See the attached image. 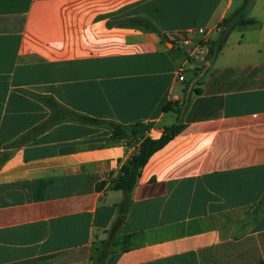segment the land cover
I'll list each match as a JSON object with an SVG mask.
<instances>
[{"label":"crops","instance_id":"crops-1","mask_svg":"<svg viewBox=\"0 0 264 264\" xmlns=\"http://www.w3.org/2000/svg\"><path fill=\"white\" fill-rule=\"evenodd\" d=\"M243 3L0 0V264H264V0L218 56L173 41ZM178 115L116 226L121 167Z\"/></svg>","mask_w":264,"mask_h":264},{"label":"trees","instance_id":"trees-1","mask_svg":"<svg viewBox=\"0 0 264 264\" xmlns=\"http://www.w3.org/2000/svg\"><path fill=\"white\" fill-rule=\"evenodd\" d=\"M254 0H244L243 5L235 11L230 17L225 19L222 25V32L220 33L219 40L213 42L210 47V51L213 53H219L223 47L225 46L228 37L232 30L237 26L246 25L251 23L250 21L245 19L246 9L253 3ZM127 24H131L134 26H141L146 30L150 31H159L155 28V26L147 19L140 18H131L125 21ZM209 51V52H210ZM86 119V118H85ZM94 123H101L99 120H90ZM184 129V125L181 123L180 115L177 117V123L165 127L163 133L160 138L152 139L150 137L144 138L142 143L140 144L139 151L134 154L122 167L120 170L119 177L115 180L113 188L115 190L122 191L123 200L119 205V217L117 219L116 226L121 225L124 221L131 202L132 192L138 182L141 171L143 167L148 162L149 158L159 149L164 147L169 141H171L176 135L182 132ZM121 130L120 126H116L115 132ZM260 206H264V199L260 202ZM105 242V247H106ZM106 250L102 253L101 258H105Z\"/></svg>","mask_w":264,"mask_h":264},{"label":"built area","instance_id":"built-area-1","mask_svg":"<svg viewBox=\"0 0 264 264\" xmlns=\"http://www.w3.org/2000/svg\"><path fill=\"white\" fill-rule=\"evenodd\" d=\"M222 30V25L218 24L210 28L200 27L192 30L178 31L173 33V41L190 58L204 60L209 54L214 37L219 35ZM195 35L200 37L198 41L194 40ZM178 80H185L183 71L179 72Z\"/></svg>","mask_w":264,"mask_h":264},{"label":"rangeland","instance_id":"rangeland-1","mask_svg":"<svg viewBox=\"0 0 264 264\" xmlns=\"http://www.w3.org/2000/svg\"><path fill=\"white\" fill-rule=\"evenodd\" d=\"M219 53H215L214 56H218ZM214 60L215 59H213V61ZM174 263L175 264H199V262L197 261V258H193V256L190 259H179V260L177 259Z\"/></svg>","mask_w":264,"mask_h":264}]
</instances>
